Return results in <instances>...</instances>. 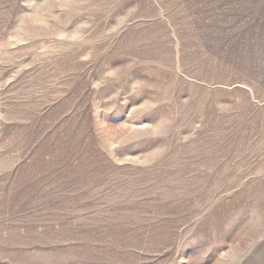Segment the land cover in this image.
Listing matches in <instances>:
<instances>
[{
  "label": "rangeland",
  "instance_id": "1",
  "mask_svg": "<svg viewBox=\"0 0 264 264\" xmlns=\"http://www.w3.org/2000/svg\"><path fill=\"white\" fill-rule=\"evenodd\" d=\"M0 264H264V0H0Z\"/></svg>",
  "mask_w": 264,
  "mask_h": 264
}]
</instances>
